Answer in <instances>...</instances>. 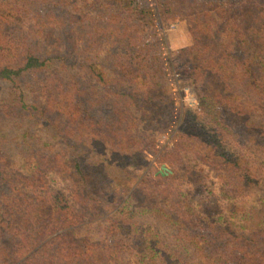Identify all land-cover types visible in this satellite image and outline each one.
I'll return each mask as SVG.
<instances>
[{"label": "trees", "instance_id": "1", "mask_svg": "<svg viewBox=\"0 0 264 264\" xmlns=\"http://www.w3.org/2000/svg\"><path fill=\"white\" fill-rule=\"evenodd\" d=\"M157 6L238 38L251 84L125 199L173 118L147 0H0V264H264V0Z\"/></svg>", "mask_w": 264, "mask_h": 264}, {"label": "rangeland", "instance_id": "2", "mask_svg": "<svg viewBox=\"0 0 264 264\" xmlns=\"http://www.w3.org/2000/svg\"><path fill=\"white\" fill-rule=\"evenodd\" d=\"M147 3L154 18L156 56L162 63L168 95L173 104V118L168 130L155 136L157 145L154 151H144L147 165L133 169L134 179L129 180L119 174L115 176L114 186L122 189L125 199L134 191L139 179L162 170L156 160L165 154V147L174 140L187 114L208 136H217L227 122L225 104L235 93L244 92L248 95L246 90L251 84L247 72L237 59L240 51L244 50L238 38L210 35L203 40L207 39L206 44L196 46L191 30L181 15L172 19L161 18L157 0H147ZM89 90L93 98L99 97L92 94V88ZM192 91L197 101L190 105L186 98ZM3 96L4 91L0 87V98ZM224 135L228 137V134ZM207 175L210 180L217 181L215 172H208Z\"/></svg>", "mask_w": 264, "mask_h": 264}, {"label": "built area", "instance_id": "3", "mask_svg": "<svg viewBox=\"0 0 264 264\" xmlns=\"http://www.w3.org/2000/svg\"><path fill=\"white\" fill-rule=\"evenodd\" d=\"M193 92V91H192ZM191 94H189V96L187 95L186 101L188 102V104L193 105L194 103H196L197 101V96L196 94L193 92ZM175 117H178V114H175Z\"/></svg>", "mask_w": 264, "mask_h": 264}, {"label": "water", "instance_id": "4", "mask_svg": "<svg viewBox=\"0 0 264 264\" xmlns=\"http://www.w3.org/2000/svg\"><path fill=\"white\" fill-rule=\"evenodd\" d=\"M163 169H166V168H163Z\"/></svg>", "mask_w": 264, "mask_h": 264}]
</instances>
